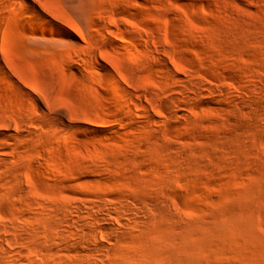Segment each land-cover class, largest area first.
I'll use <instances>...</instances> for the list:
<instances>
[{
    "label": "rangeland",
    "instance_id": "1",
    "mask_svg": "<svg viewBox=\"0 0 264 264\" xmlns=\"http://www.w3.org/2000/svg\"><path fill=\"white\" fill-rule=\"evenodd\" d=\"M150 37L160 44H147ZM132 42L164 49L167 65L146 55L150 63L136 73ZM103 55L119 58L126 94L96 64L99 56L111 67ZM0 62V106L36 121L14 127L11 140L0 132L8 163H0V224L16 220L29 230L17 247L38 248L25 264L134 261L147 246L162 253V243L182 249L187 264H264V0H0ZM191 79L201 99L191 108L171 104L169 94ZM26 90L49 94L71 114L56 121L35 112ZM168 100L171 108L159 110ZM73 149L92 152L93 170ZM99 198L159 210L139 206L152 220L148 231L111 241L101 232L62 236L49 224L55 203ZM165 199L184 222L167 218ZM163 256L155 264H178Z\"/></svg>",
    "mask_w": 264,
    "mask_h": 264
},
{
    "label": "bare ground",
    "instance_id": "2",
    "mask_svg": "<svg viewBox=\"0 0 264 264\" xmlns=\"http://www.w3.org/2000/svg\"><path fill=\"white\" fill-rule=\"evenodd\" d=\"M43 32H44V30H43ZM138 36H139V38H141L143 40V35L138 34ZM144 39L147 41L146 42L147 44L151 43L150 45H152V43L160 44V42L158 40L154 41L155 38H153V37H150L148 39L144 38ZM123 41H126L125 38H123ZM141 43L132 42L131 43V49L127 53V58L129 59V61L136 65V68H135L136 73L137 72L138 73L143 72L145 70V68L147 67V64L150 63V62L148 63V60H146V55H148V57H150V58L154 57L155 60H159L163 64L162 66L167 65V60L165 59L166 57L164 58L162 53H161L162 50L164 51V49H161V50L152 49L151 47H148V45L146 46L145 43H144V45L146 47L143 46ZM165 51L167 52L168 50L165 49ZM102 58H105L107 61H109L111 64V65L110 64L109 65L111 67L108 68L106 65L107 63H104V61H102L101 57H99V56L95 57L96 64L99 65L101 68L107 70L106 77H107L108 83H110L111 86L117 92H119V93H121V91L123 92L124 90L122 89V87L120 85L119 78L117 77V74H120V75L122 74L120 71V65H119V61H118L119 58L114 57L113 59H111L108 55H103ZM0 64H1V62H0ZM1 67H3V63H2V66H0V68ZM166 69H167V66H166ZM167 70H169V69H167ZM170 72H172V71H170ZM3 73L5 75L4 78H6V80L8 81L9 87H15L16 86L14 84L15 81L13 79H11L10 76H7L8 73H5L4 70H3ZM130 81H131V79H130ZM180 81H183V80H180ZM132 83H134V82H132ZM198 84H199V82H196V80H194V79H191L189 81L184 80L181 88L175 89V91L178 90L177 91L178 95H176L174 93L175 91L174 92L170 91L171 90L170 87H172V86L169 87L170 90H168V91H166L167 89H165L164 87H163L164 88L163 90L165 91V93L172 92V94L171 93L169 94V95H171L170 103L172 104V102H173L174 106H178V107L185 106L187 108H191L193 105V102L201 99V97H202L200 91L197 90ZM208 90H210L212 93H214L213 89L208 88ZM25 92H26L25 95L27 96L28 100L31 102V105H32L35 112L40 110L43 113V115H45V116H49L50 118L52 117V119L55 117L56 121H58L56 119V117H59L60 115L64 116L66 114V116H67V114L68 115L71 114V111L69 110V108L67 106H64V107L62 106V108L57 110L54 107L55 106V104H54L55 100L49 94L48 95L46 93L44 94L40 90H39V93L36 92V94H35V92H29V91L27 92V90ZM124 94H126V93H124ZM130 95L128 94L127 96L130 97ZM171 100H172V102H171ZM121 101L123 102V100H121ZM153 103L157 104L156 101H153ZM42 104L44 105V107H46V109L43 108ZM171 104H169V100H168V101H162V103L161 102L158 103L157 106H158L159 110L164 112V111L168 110L169 108H171ZM138 106H139V104H138ZM140 106H142V105H140ZM56 107H57V104H56ZM53 109H55V111H53ZM42 117L45 118L44 116H42ZM33 118L34 117L30 118L29 116L24 114L21 119H18L9 109H7V107L0 106V132L2 133L3 138L6 140H11L13 138H16L17 136H16V133L14 131V127L16 129H21V130L26 131V129H27L26 125H29V123L30 124L33 123L32 125L36 124V121ZM60 120H62V119H59V121ZM63 141H64V139H63ZM0 142H1V140H0ZM66 142L67 141L65 140V143ZM4 150H7V146L0 144V151L5 152ZM73 150H74V152H76L75 154L80 155L81 159L85 162L86 166L90 167L89 169L93 170L94 167L93 166H92L93 168L91 167V164H92L91 161L94 159L92 152H85L82 150L79 151L77 149H73ZM96 156H97L96 158L100 161L105 160V157H103L100 153L96 154ZM0 163L1 164L7 163V159L0 156ZM9 169H10V171H12L11 167H9ZM14 172H16V171H14ZM21 181H22V179H21ZM21 181H19V182L17 181V182L19 184L18 186H20L22 188L23 185L25 186L26 182L25 183L23 182V185H22ZM15 186H16V184H15ZM87 186H89V185H87ZM25 187H27V186H25ZM163 189H167V188H163ZM90 190H91V188H89V191ZM11 196H12V194L10 195V197ZM34 201H37L36 203H38L40 205L38 208H36L37 210L40 207H42V205L45 209V204H44L45 201L43 199L42 200L41 199H35ZM3 203H5L4 198H3V201L1 200L0 205L1 204L3 205ZM163 204H164V213L167 216V218H170V219H173L176 221H180V222H184V220L181 219L182 217L180 218L173 211V208H172L171 204L169 203L168 199H165ZM54 205H56V203ZM54 205H53V208L50 207L51 208L50 211L53 209L52 211L55 212L54 214H56V220L50 221L49 224L53 227L57 226L60 229H62V236L66 235V234H72L74 236H79V235L80 236H89V237H92L93 239H97L99 237V232H101L103 238H105V240H107V241L114 240L115 235H121L124 232L128 234V237H133L136 229H139V230L145 231V232L148 231L149 222L152 220L145 218L139 212V210H137V208L139 206L142 207L143 209H146V211H149V212H158V210H159V208L156 206H149L146 203H139L137 201H133V204H129L128 202L115 203V201L112 202L110 200H104V198H99V200L95 203H92V202L83 203V202H79L78 200H76V201L70 200V201H67L65 203H58L56 205V207H54ZM46 207H48V206H46ZM36 209L34 210V212L36 211V214H39ZM45 211H46V213H49L47 210H45ZM52 211H51V213H53ZM46 213L44 214L45 217L47 215ZM51 213H49V215ZM36 214L34 213L35 216H37ZM30 220H31V218H30ZM29 224H30V221H29ZM31 225L33 226L34 224L31 223ZM34 226H36V225H34ZM185 227L188 229L193 228L187 222L185 223ZM39 228H41V227H39ZM27 231H29L27 229V227L25 225H21L16 220H11L9 223L7 222V224L6 223L0 224V264L1 263L3 264V259L1 256L3 253L6 254L5 256L8 255L9 257H11V264H25L26 263L21 259H25V257H27L26 255L31 254V253L26 254L27 252L25 249H23L22 247L19 248L20 246L17 247V245H18L17 242L20 238H22L23 240L27 238V233H28ZM29 236H31V234ZM174 240H176V239H173V241ZM184 241L186 242L185 243L186 245H187V243L190 244L191 235L188 234L185 237ZM176 242H177V240H176ZM4 244L6 246L12 248L13 250L10 248L9 249L6 248ZM33 244H34V242H33ZM33 244H29L28 249L30 250V252H32V254H36L37 253L36 248H38V247L35 244V247H36L35 248L33 246ZM163 244L164 243H162V245H159V246H161V249L159 247H157V248L159 249V251L162 250L166 255H168L169 256L168 259L170 257H172V258L176 257V259H178L177 260L178 264H187L189 262L187 260L188 262L185 263L186 258L187 259H189V258L186 257V255L183 253V251H180L182 249L173 248L170 246H165V244L164 245ZM185 244H184V246H185ZM191 244H192V242H191ZM144 245H143V247H144ZM146 245L150 246L149 241H148V244H146ZM166 245H169V244H166ZM178 247H179V245H178ZM137 248H138V246H137ZM147 248H148V250H147ZM147 248L141 249L143 251L141 253V256L138 255L137 259L134 261H132L133 259L131 261L127 260V259H129V258H127L129 255L126 253L128 255L127 256L124 253L123 257L126 256L127 259H125L121 262H111V263H107V264H155V261L158 258L157 256L158 255L163 256V254H164L163 252H162L163 254L159 252L157 255L158 250L155 249L156 246L155 247L152 246L151 248H149L147 246ZM185 248H186V246H185ZM141 250H138V251H141ZM129 257H131V256H129ZM138 257H139V259H138ZM29 258L30 257H28L27 259H29ZM103 258H102V260H103Z\"/></svg>",
    "mask_w": 264,
    "mask_h": 264
}]
</instances>
